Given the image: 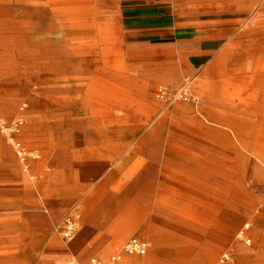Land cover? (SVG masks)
I'll list each match as a JSON object with an SVG mask.
<instances>
[{"label":"bare ground","instance_id":"6f19581e","mask_svg":"<svg viewBox=\"0 0 264 264\" xmlns=\"http://www.w3.org/2000/svg\"><path fill=\"white\" fill-rule=\"evenodd\" d=\"M199 2L202 3L203 10L213 14L214 17L209 19L212 27L222 30V27L233 23L245 25L246 34L250 33L245 37L246 40L229 45L221 57L210 66L211 75L197 81L192 89L188 82L172 91L160 88L159 96L162 98L170 95L173 105L162 109L153 124L151 113L157 107V103L151 94L140 90L125 75L105 78L96 74H89L83 78L79 76L80 72L89 71L83 69L81 63L84 61L93 58L105 60L111 53H121V46L108 43L110 26L115 19L114 14L118 13L121 0H0V172L6 175L0 179L13 181L15 167L28 173L27 168L21 165L25 157L40 159L39 153H26L13 140V115H17L15 119L19 124L24 122L26 124L30 120L29 114L24 112L26 103L20 104L18 110H13V98L3 97L8 84L13 81V63L18 70L23 69L38 81L42 78L54 83L58 96L52 103L56 106V114L61 117L59 123L69 126L81 124L88 128L89 125L98 123L101 132H105V142L137 141L134 149L129 150L127 156L121 157L120 160L127 161L138 155V170L121 179L119 176L122 164L111 157L103 158L102 162L93 160L89 163V168L87 166L85 168L80 162L76 163L78 167H72L69 162L60 160L58 153H53L52 157L51 168L62 173L67 192L85 187L83 189L86 190L85 206L97 204L103 198L106 200L101 207L113 200L116 203L121 201V213L117 219L104 223L105 226L109 222L106 226L110 231L117 233H134L138 226L136 222L131 221L133 215L141 213L143 205L149 207L152 205L144 199L145 192L139 187L143 179L141 168L145 162L142 158L147 151L152 150L144 149L145 142L157 138L162 144L161 151L167 155L166 158L178 155L184 160L188 157L193 164L200 165L202 161L197 158L200 157L199 153L212 156V152L223 151L211 146L210 143L220 148L218 143L222 142V138L215 128L207 127L205 124L229 129L233 136L241 141L242 131L248 130L251 122L254 120L264 122V0H199ZM21 10L23 12L18 14ZM250 25L254 28L251 29ZM97 34L102 42L99 41L100 45L97 42ZM137 49L141 50L144 66L142 72L135 78L144 85L159 81L170 83L172 78H169L167 72L158 73L156 70L153 64L155 52L151 46L141 45L137 46ZM125 50L128 52L134 49L126 46ZM235 50L237 53H234ZM106 66L105 62L104 67ZM170 67L173 70V65L170 64ZM233 81L240 83V86L230 93L227 88ZM190 97H193L197 104V114L192 118L190 116L186 118L190 114V108L180 100H187ZM102 107L107 111H102ZM114 108H120L124 113H113ZM11 120L12 126H8ZM142 120L148 124L143 125ZM148 127L149 131L145 132ZM22 137L24 135H20L21 139ZM89 142L93 141H86ZM187 143H192L193 150H190ZM241 147L244 148L243 145ZM47 153L48 151H44L43 154ZM229 157L225 155V158L219 161L235 168L232 158ZM253 160L258 161L259 157L255 156ZM35 164L40 167L41 162ZM215 173V178L220 182L198 173L189 174L188 180L170 176L172 181L186 189H192L199 195L193 198L183 195L179 202L182 207L176 213V217L168 214V219L175 225L171 245L179 252L176 257H179V261L184 260L190 253L188 244L193 248L197 247L199 264H210L219 250L226 247L231 249L228 246L231 242V231L222 224L226 217L222 206L224 200L229 198L217 190L230 192L229 194L235 192L231 196L235 201L239 186L234 187L233 191L231 186L227 187L223 182L235 180L234 170L229 173L225 169L224 171L215 169ZM132 176L133 182L130 181ZM70 184L72 185L69 186ZM111 184L116 186L117 195L108 194L107 188ZM120 194L121 197L118 196ZM207 197L211 202L203 201ZM58 203L56 206L48 202L43 204L52 222L71 210L69 209L71 202L68 199L65 198ZM78 210L73 211L79 218ZM109 212V209L104 210L101 218H106ZM159 214L160 210L153 208L154 217ZM198 217L205 222L215 220V227L203 229L192 225L191 220ZM77 227L80 228V223ZM137 235L145 236L142 230H138ZM12 236V219H0V244L3 249ZM259 236L258 231L257 237ZM148 240L152 246L154 243L159 244L158 239L152 238L151 235ZM77 243L79 241L76 238L72 240L69 246L72 252L74 249L77 252ZM251 249L252 247L239 250L235 264L247 263L251 258L247 251ZM254 258L258 262H264V252L255 255ZM119 264L161 263L156 258L123 255Z\"/></svg>","mask_w":264,"mask_h":264},{"label":"rangeland","instance_id":"374dc122","mask_svg":"<svg viewBox=\"0 0 264 264\" xmlns=\"http://www.w3.org/2000/svg\"><path fill=\"white\" fill-rule=\"evenodd\" d=\"M201 5L199 0H121L118 13L114 14L115 19L110 26L108 40L110 45L121 46V53L116 51V53H111L105 59L107 61L102 58L84 61L81 63L82 67L85 71H89L80 72V78L89 74H96L103 78L125 75L140 90L151 94L157 103V107L151 113L154 124L156 116L161 110L173 105L170 95L162 98L159 96L160 88L172 91L188 82L192 89L197 81L211 75L210 66L221 57L229 45L233 43L236 45L240 41L246 40L245 37L250 33L246 34L245 25L240 26L233 23L222 27V30L212 27L209 19L214 16L203 10ZM20 12L23 10L18 14ZM250 27L254 28L253 25ZM97 40L100 45L98 34ZM141 45L151 46L155 52L153 64L156 70L158 73L167 72L169 78H172L170 83L159 81L144 85L135 78L142 72L144 66L141 50H136V47ZM126 46L132 47L134 50L127 52ZM198 53L202 57L201 62L189 65L191 64V61L188 60L190 55ZM234 53L237 51L235 50ZM105 62L106 67H104ZM170 64L173 65V70ZM21 70H18L13 63V81L7 82L10 84H8L7 92L3 97L13 98V110H18L20 104L26 103L24 112L29 114L30 120L26 124L25 122L19 124L15 119L17 115H13V140L26 153H39L40 159L25 157L21 165L27 168L28 173L19 171L15 167L13 181L0 179V219L10 218L13 221L12 238L6 243L4 249L0 244V264H82L91 258L107 260L120 254L123 244L131 237L147 239L156 224L153 215L155 207L164 214L161 217L163 234L165 236L172 235V237L167 241H162L158 248L155 247V244L152 246L147 239L149 249L145 257L157 258L162 264H199L197 247L193 248L188 244L190 253L184 257V260L179 261V257L176 258L179 252L174 250L171 245L174 240L175 225L170 224L168 214L176 217V213L182 207L179 202L183 195L192 198L199 196L192 189H186L174 181L171 182L169 180L171 175L158 174L155 185L146 184L145 187L142 185L143 192L145 191L146 194L158 192L162 200L158 199L157 206H153L154 200L152 199L150 207L143 206L141 213L133 215L132 219L129 218L138 226V229L136 228L132 234L113 232L104 226L106 221L117 219L118 214L121 213V201L116 203L113 200L101 207L106 200L103 198L99 203L87 207L85 206L86 190H83L85 187L71 192L65 190L62 173L58 169L51 168L53 153H58L59 159L69 162L72 167H78L76 163L80 162L87 168L93 160L102 162L105 157L117 159V162L122 164L119 176L121 179L138 170V155L127 161L120 160L121 157L127 156L129 150L134 149L133 146H136L137 141L129 143L105 142V132H101L98 123L89 125V128L81 124L69 126L59 123L58 120L61 117L56 114V106L52 103L58 96L54 83L42 78L41 81H38L23 69ZM238 86L240 83L233 81L227 90L231 93ZM194 101L193 97L180 100L182 104H186L190 108V114L186 118L189 116L192 118L197 114V104ZM101 110L107 111L103 107ZM122 111L120 108H114L113 113L123 114L124 111ZM142 122L143 125L148 124L147 121L142 120ZM193 122L195 121L193 120ZM8 126H12V120ZM205 126L215 128L222 138V142L218 143L220 148L210 143L211 146L226 152L232 158V163L235 164V168L226 164V171L231 173L234 170L235 180H221L227 187L231 186L233 191H235L234 187L239 186L238 197L235 201L231 198L235 192L229 194L230 192L225 193L220 190L229 198L224 200V204L221 206L226 216L222 224L231 231V242L228 244L231 249L226 247L219 250L213 256L210 264H216L221 254L226 250L232 251L233 264H235L237 252L250 248L246 247L242 239L238 237L240 231L244 232L245 239H249L252 244L251 251H247L251 258L245 264H264L254 258L255 255L264 252V122L261 120L251 122L248 130L242 131L240 136L243 140L241 139V141L234 137L229 129L208 124ZM150 127L145 129V132H148ZM20 135H24V137L21 139ZM88 140L93 142L86 143ZM150 140V142H145L143 147L146 150L147 148L152 149L150 152H156L157 156H160L159 163L161 165L167 155L161 151L160 140L157 138ZM242 145L244 148L241 147ZM187 146L190 147V150L194 148V146L191 147L192 143H187ZM44 151H48V153L45 155ZM147 152L146 157L151 154ZM232 152L234 153L232 154ZM255 156L259 157L258 161L253 160ZM142 159L145 160V158ZM39 161L41 164L40 167H37L35 163ZM5 176L0 172V177ZM133 180L134 177H130V181L133 182ZM107 190L108 194H116L114 184L109 185ZM121 194L118 196L121 197ZM164 197L166 199H163ZM59 198L68 199L71 202L69 205L71 210L69 212L67 209L69 214L68 212L64 213L52 222L44 210L43 204L47 202L53 204ZM203 201L209 203L211 199L207 197ZM84 206L87 208L86 213ZM76 209L80 210L77 211L79 218L75 222L74 233L67 238L64 236L65 222L75 215L73 210ZM106 209L110 210L109 214L106 218H101L102 212ZM84 222L89 223V232L85 239V248L89 252L79 254L75 249L72 252L69 246L80 230L77 225L80 223L81 226V223ZM159 222L160 220H158ZM191 222L192 225L210 229L215 227L216 221L205 222L198 217ZM138 230L144 231L145 236H138ZM258 231L260 232L259 237H257ZM171 232L172 234H170Z\"/></svg>","mask_w":264,"mask_h":264},{"label":"crops","instance_id":"0c3cea01","mask_svg":"<svg viewBox=\"0 0 264 264\" xmlns=\"http://www.w3.org/2000/svg\"><path fill=\"white\" fill-rule=\"evenodd\" d=\"M194 42H196V41H194ZM190 56L191 57H189L190 59H188V60L191 61V64H189V62H188V64L191 66H192V64L199 63L202 60V57L199 53L193 54ZM150 153L151 154H149L148 157H146V156L144 157L145 163H144L143 168H141L142 170L140 169L142 176H143L141 183H139L140 188L142 187V185L145 187L146 184L155 185L156 181H157L156 175L163 174V173L168 174V175H172V176H181L180 177L181 179H187V180L190 179V177H188L189 174L193 175V173H198V174H202L203 176L208 177V179H211L213 181L216 180L217 182H220V180L218 178H215V176H214V175H216L215 169H219V170L222 169V171H224V169L226 170V164L224 162L219 161L221 158H225V155H227L224 151L212 152L211 153L212 156L199 153L200 157L198 156L197 158L200 159V161H202V163L200 162V165L193 164L191 160L189 161L188 157H187V159L183 160L178 155L170 156L168 158H164V160L169 159L168 162L163 161L162 164L160 165V163H159L160 156H157L158 154H156V152H150ZM52 160H53V158H52ZM52 160H51V162H52ZM211 176H213V177H211ZM169 180L171 182H173L170 178H169ZM140 190H142V189H140ZM144 190H145V188H144ZM217 191H220V190H217ZM149 194H151V193H149ZM149 194L145 193L144 199H147L151 203H152L151 200L153 199L154 200L153 206H157L158 199H161L162 197H159L158 192L152 193L151 196H149ZM63 199L64 198H59L58 201L53 203V206H56L58 204L60 205V203H58V202L63 200ZM163 199H166V198L164 197ZM171 201H173V200L171 199ZM143 206L145 207L146 205H143ZM163 215L164 214L161 212V214H159L158 216L155 217V219H156L155 227L152 228V233L149 234V235H151L152 238L158 239L159 244L157 245V243L156 244L154 243L156 245L155 246L156 248H158L160 246L162 241H167V239H171V237H172V235L165 236L162 232L161 217ZM158 220H160V222H159L160 225L158 223ZM107 224H109V222ZM170 224H172L171 221H170ZM88 225H89L88 222L87 223L84 222L83 224L81 223L80 230L76 236V240L79 241V243L76 244L77 252L79 254H84V253L89 252L85 248V239H86L87 232H89ZM106 225H105V227H106ZM170 234H172V232ZM144 235H145V233H144ZM148 237H147V239H148ZM138 239L144 240L147 243L148 249H149V244H148L147 239H145V238H138ZM147 252H148V250H147ZM126 256H129V255H126ZM145 256H143V257H145ZM157 260L161 263V261L159 259H157ZM87 261L88 260H86L84 262H87ZM84 262H82V263H84Z\"/></svg>","mask_w":264,"mask_h":264},{"label":"built area","instance_id":"2783aa9c","mask_svg":"<svg viewBox=\"0 0 264 264\" xmlns=\"http://www.w3.org/2000/svg\"><path fill=\"white\" fill-rule=\"evenodd\" d=\"M77 219L78 217L74 215L65 222V227H64L65 237L68 238L72 236L75 230L74 225ZM238 237L242 239V242L246 247H250V248L252 247L251 241L249 239H245L243 231H240L238 233ZM147 250H148V245L144 240L138 239L136 237H131L123 244L120 254L114 255L107 260H103L100 258H91L90 260L82 264H119L123 254L129 256L143 257L146 255ZM216 264H233L232 251L230 250L224 251L219 257Z\"/></svg>","mask_w":264,"mask_h":264}]
</instances>
